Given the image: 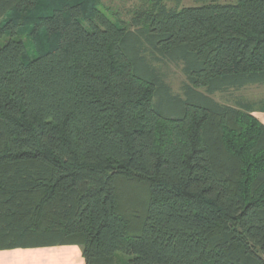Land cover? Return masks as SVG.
<instances>
[{
  "label": "trees",
  "instance_id": "16d2710c",
  "mask_svg": "<svg viewBox=\"0 0 264 264\" xmlns=\"http://www.w3.org/2000/svg\"><path fill=\"white\" fill-rule=\"evenodd\" d=\"M146 1L0 0V249L264 264V97H213L264 84V0Z\"/></svg>",
  "mask_w": 264,
  "mask_h": 264
},
{
  "label": "rangeland",
  "instance_id": "374dc122",
  "mask_svg": "<svg viewBox=\"0 0 264 264\" xmlns=\"http://www.w3.org/2000/svg\"><path fill=\"white\" fill-rule=\"evenodd\" d=\"M234 1L235 0H220V2L226 3ZM99 3L100 7L106 14L126 28L132 27L131 21L135 15L144 18L149 10V5L146 0H99ZM168 5L171 6L172 4L169 2ZM182 5H194V3L191 0H182ZM39 41H42V38H39ZM24 43L29 57H33L36 54V51L33 47L32 41L25 38ZM158 65L160 67V64ZM161 70L172 91L175 93L179 92L181 84L185 81V76L181 72L180 66L172 63L166 65L163 64L161 65ZM213 97L221 103L228 104H232L236 99L256 101L264 97V84L249 85L239 90H229L225 93H215L213 94ZM133 192H135V190H131L129 187H124L122 189V193L125 194H132Z\"/></svg>",
  "mask_w": 264,
  "mask_h": 264
},
{
  "label": "crops",
  "instance_id": "0c3cea01",
  "mask_svg": "<svg viewBox=\"0 0 264 264\" xmlns=\"http://www.w3.org/2000/svg\"><path fill=\"white\" fill-rule=\"evenodd\" d=\"M264 125V113L252 112ZM0 264H85L75 244L34 245L0 249Z\"/></svg>",
  "mask_w": 264,
  "mask_h": 264
}]
</instances>
